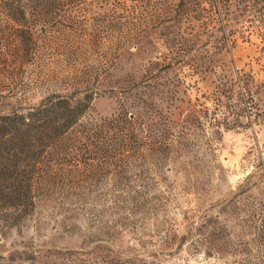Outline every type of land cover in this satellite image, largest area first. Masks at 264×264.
I'll return each mask as SVG.
<instances>
[{
	"label": "rangeland",
	"instance_id": "1",
	"mask_svg": "<svg viewBox=\"0 0 264 264\" xmlns=\"http://www.w3.org/2000/svg\"><path fill=\"white\" fill-rule=\"evenodd\" d=\"M5 3L0 98L29 106L94 93L82 121L119 115L136 130L141 121L166 147L143 150L131 170L147 166L151 205L110 216L105 202L73 198L65 209L37 197L18 225L0 224V264H264V0H46L27 35ZM236 70L250 77L255 107L243 127L225 129L217 86ZM136 183L132 173L124 185L73 190Z\"/></svg>",
	"mask_w": 264,
	"mask_h": 264
},
{
	"label": "trees",
	"instance_id": "2",
	"mask_svg": "<svg viewBox=\"0 0 264 264\" xmlns=\"http://www.w3.org/2000/svg\"><path fill=\"white\" fill-rule=\"evenodd\" d=\"M44 1L28 0L26 5H21L18 0H6L3 11L12 28L27 35L37 25ZM24 7L28 8L27 14ZM24 43L21 50L26 52L28 45ZM163 67H170V64ZM249 78L237 70L230 82L222 77L216 99L219 106L216 113L221 118L216 119V126L233 129L245 125L240 117L245 115L246 109L255 107V103L252 105L247 101L253 102L249 96L252 83ZM258 88L264 94V86ZM93 95L85 93L80 99L73 100L66 95L49 94L29 106H22L18 98H0L2 227L10 229L18 225L33 210L37 197L55 199L65 209L73 198L82 204L88 202L91 207L96 201L105 202L101 207L107 209L110 216L111 210L125 205L130 206L126 209L132 213L151 205V199L142 190L147 186V166L139 167L135 172L131 170L136 166V159L143 157V150L155 152L166 145L162 141H152L151 129L141 121L137 130L134 120L119 115L99 121H82ZM259 113L260 119L264 120V109ZM132 173L137 178L136 190H73L74 184L86 182L124 185L131 180ZM102 211L93 214L92 219H101Z\"/></svg>",
	"mask_w": 264,
	"mask_h": 264
}]
</instances>
